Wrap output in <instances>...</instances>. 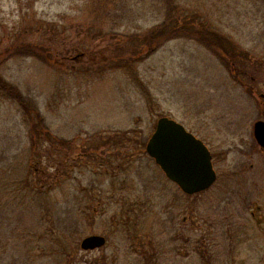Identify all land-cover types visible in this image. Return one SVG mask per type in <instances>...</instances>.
<instances>
[{
  "label": "rangeland",
  "instance_id": "1",
  "mask_svg": "<svg viewBox=\"0 0 264 264\" xmlns=\"http://www.w3.org/2000/svg\"><path fill=\"white\" fill-rule=\"evenodd\" d=\"M17 1L0 0V32L24 14L26 24L43 19L63 33L45 27L25 36L50 48L52 63L11 57L0 75L71 143L33 148L18 105L0 95V184L10 200L25 196L16 241H2L0 264H67L49 230L75 243L69 264H264V152L252 133L264 116V0H180L258 59L249 68L239 60L241 81L202 43L182 37L122 68L113 52L119 35L159 23L157 0L120 1L125 6L105 17L106 38L87 24L101 18L98 0ZM107 52L113 58L101 62ZM160 116L205 142L217 173L209 188L185 195L147 155ZM26 175L35 189L10 191ZM128 211L137 220L121 229ZM92 233L105 235L106 245L81 250L80 239Z\"/></svg>",
  "mask_w": 264,
  "mask_h": 264
},
{
  "label": "trees",
  "instance_id": "2",
  "mask_svg": "<svg viewBox=\"0 0 264 264\" xmlns=\"http://www.w3.org/2000/svg\"><path fill=\"white\" fill-rule=\"evenodd\" d=\"M20 1L21 0L17 1L19 7H21ZM26 1L29 6L32 5V0ZM120 1L122 2V0L97 1L98 8L101 9L102 12L101 18L98 19L97 16L91 15V18H89L87 24L92 25L94 32L98 33L101 38H106L108 36L105 35V30L103 28L105 17L111 14L114 7L118 5H124V3L121 4ZM157 2L159 3V6L162 10V19L159 23L136 35H119V39H121L122 44L114 48L113 52H116V54L119 53L116 56L120 57L118 60L124 62V64L122 62L119 63L122 68L131 70L130 67L132 64H137L140 62L142 58L153 53L164 42L181 37L194 39L210 49L218 57L222 64L226 66L229 72L232 73L236 79H238V81H241V79L238 78V71H236L237 65L241 66V61L239 60L242 58V63L245 62V64H242V67L246 68H249V66L246 65L249 59H252L251 61L254 62L258 61V59L252 56L247 50L239 48V46L233 41V39L230 38V36L221 33L213 26L211 27V24L208 22V20L194 8L182 3L180 0H157ZM20 18L21 20H19ZM19 19V21H14V23L10 25L9 31H3L4 33L0 32V64L5 60L16 56H32L40 59L41 61L52 63L53 59L52 55L50 54V48L42 43L28 41L25 39V36H32L33 31H35L37 34V32L40 31V28L45 27L48 28L51 33H54V28L57 30L56 23L54 24L53 22V24L44 26L46 23L45 20L38 19L34 21V25H31L30 23L26 24V20H24V14H21ZM85 27L87 28V26ZM56 33L62 35L63 32H59L57 30ZM63 39L64 37H62V41ZM55 52H57V50ZM108 58L112 59L113 56L107 52L104 54V56L101 55V62H106ZM253 77L255 76H248L249 80H253ZM239 83L244 85L242 82ZM248 84L250 88L255 86L252 83ZM248 90L251 93V89ZM0 95L14 101L18 105L19 110H21L22 119L27 127L29 141L33 148H35L37 144L43 145L44 143H49V145L53 146L56 141L59 144L71 143L70 139H64L54 135L46 124L45 118L39 109L30 100L24 98L17 85L6 81L1 75ZM126 132L127 131H123V134H126ZM51 150L53 151V149ZM51 155H53V152L49 153L50 157ZM3 177L4 175L0 172V180H2ZM27 178L28 176L26 175L23 181H20L21 183L15 179L13 185L15 184L14 186L16 187L10 191L24 190L25 192H29V189L30 191L35 189L36 185H32V183L27 181ZM9 197L10 195L8 193L7 184H4V186L3 184H0V246H3L2 241H4L5 244L7 239L12 238V241L13 239L16 241V234H14L13 231L17 229L14 224L18 221H14V219L18 217L15 215V213H18L16 209L20 204L19 201H22L21 199L25 196L22 194H17V196L14 198L11 196V200ZM129 214H134V212L128 211V217L126 220L120 221L124 222V226L120 227L121 229H129L130 226L134 225L135 221L137 220L135 218L131 219ZM7 230L11 232L10 236L8 235ZM46 235L47 238L48 235H50V238H52H48L49 240H53L59 244L60 248L57 249V252L65 256L67 259V264H69L68 258L70 257L71 252L76 248L75 243L66 245V243L62 240V236L58 235L54 230L47 231ZM28 236L29 235H27L25 232L22 234L25 246L29 243L28 239H25ZM5 246H7V244ZM27 256L28 255H25V257Z\"/></svg>",
  "mask_w": 264,
  "mask_h": 264
},
{
  "label": "water",
  "instance_id": "3",
  "mask_svg": "<svg viewBox=\"0 0 264 264\" xmlns=\"http://www.w3.org/2000/svg\"><path fill=\"white\" fill-rule=\"evenodd\" d=\"M253 137L264 149V119L254 122ZM145 151L185 194L204 191L216 180L211 153L205 143L173 118L160 116L156 120ZM105 243V236L93 233L82 237L79 247L88 251Z\"/></svg>",
  "mask_w": 264,
  "mask_h": 264
},
{
  "label": "flooded vegetation",
  "instance_id": "4",
  "mask_svg": "<svg viewBox=\"0 0 264 264\" xmlns=\"http://www.w3.org/2000/svg\"><path fill=\"white\" fill-rule=\"evenodd\" d=\"M264 104V102L262 103V105ZM262 113H263V115H264V107L262 106ZM263 119H264V116H263ZM260 148V150L262 151V152H264V149L263 148H261V147H259Z\"/></svg>",
  "mask_w": 264,
  "mask_h": 264
}]
</instances>
